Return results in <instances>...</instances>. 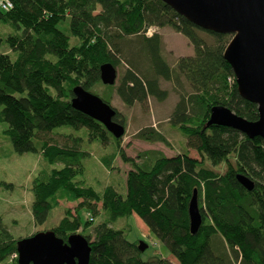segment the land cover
Listing matches in <instances>:
<instances>
[{"label":"trees","instance_id":"1","mask_svg":"<svg viewBox=\"0 0 264 264\" xmlns=\"http://www.w3.org/2000/svg\"><path fill=\"white\" fill-rule=\"evenodd\" d=\"M11 1L10 11L0 8V27L10 30L0 33V123L7 124L2 133L19 154L36 150L34 138L42 140L48 162L63 164L41 170L33 179L34 224L45 223L60 201H79V208H87L94 216L103 211L106 216L94 226L93 235H83L92 248L90 264H172L164 253L143 258L145 251L138 244L147 241H130L123 230L111 227L120 217L134 214L178 264H264V139L206 125L215 105H225L251 121L259 118L257 105L240 96L233 70L223 57L231 35L204 30L215 36L214 43L207 44L197 33L201 28L162 0ZM151 26L174 27L188 37L194 55L180 57L173 69L161 55V35L156 31L146 35ZM133 35L142 36L141 47L150 66L142 71L129 58L121 83L104 85L100 65L111 62L117 67L120 42ZM181 76L192 92L180 97L170 122L187 138L186 151L167 157L146 150L137 161L120 150L123 161L131 165L126 195L110 185L97 190L77 180L83 174L81 158L89 154L82 150L83 139L63 136L64 142L59 143L49 136L52 129L85 128L91 139L103 140L108 131L73 108V87L81 84L91 91L101 84L106 88L101 96L105 102L110 104L116 92L131 106L146 102L149 96L165 100L168 91L161 89L159 78L173 81ZM121 117L116 110L114 119L124 125ZM136 137L170 144L151 126L140 129ZM189 148L201 159L190 156ZM222 163L226 164L223 173L213 168ZM239 173L254 181L252 190L238 181ZM195 190L203 222L192 234L188 206ZM78 212L72 215L66 209L52 229L57 236L66 241L82 224L85 228L93 224L90 218L83 223ZM17 241L0 215V264H18L12 258Z\"/></svg>","mask_w":264,"mask_h":264},{"label":"rangeland","instance_id":"2","mask_svg":"<svg viewBox=\"0 0 264 264\" xmlns=\"http://www.w3.org/2000/svg\"><path fill=\"white\" fill-rule=\"evenodd\" d=\"M61 28L63 29L64 26ZM8 32L10 30L7 26L0 27L1 34L6 35ZM156 32L162 38L161 55L173 69H176V63L180 57L194 55V47L188 37L178 32L174 27H161ZM197 33L207 44L214 43L215 36L201 29H197ZM142 39L140 35H133L121 40L122 51L117 55L120 64L116 67V87L121 83L129 68V58L137 62L142 71H147L150 66L149 59L141 47ZM3 51H7V48H4ZM159 83L161 89L168 91V96L163 101L154 96H149L146 102H135L130 106L125 104L116 92L113 93L110 104L122 114L121 119L125 125V134L119 142L109 132L106 135L107 138L103 140L102 138L91 139L85 128L75 129L72 126H60L52 129L49 136L59 143L64 142L63 136L73 135L83 139L82 150L89 153L81 158L83 174L77 179L83 185L92 186L97 190H102L105 186L110 185L122 195H126L127 170L131 168V165L123 161L120 150L137 161L142 160L138 155L146 150L160 151L167 157L186 151L187 138L177 127L171 124L170 116L180 97L190 94L192 89L184 76L173 81L159 78ZM90 92L101 97L106 92V88L104 85L97 84ZM6 126V123H0V181L12 184V186L0 184V215L3 217L8 230L17 239L32 236L39 231L52 230L65 216L66 209H69L72 215H76L79 211L83 223L86 218H94L91 226L85 228L82 224L79 230L75 232L81 235L86 234V232L93 235L94 226L106 219L105 213L100 211L98 215L95 214L94 216L87 208H79V201H60L59 205L49 212L45 223L37 226L34 224L31 210L34 200L33 179L41 170H51L54 167L61 168L63 164L51 165L48 162L42 154V140L38 138H34L35 151L17 153L12 143L2 133ZM150 126L161 131L170 144L147 142L136 137V133L140 129ZM187 152L190 156L201 159L195 149L189 148ZM206 165L210 167L209 162H206ZM213 168L223 173L226 170V164L222 163ZM100 207L101 205L98 206V208ZM111 227L123 230L126 238L130 241H147L148 248L143 254L145 259L160 251L166 255L169 254L165 246L158 242L152 234L150 235L143 220L135 214L120 217L111 223ZM12 258H18V254L13 255ZM171 262L178 264L175 258H171Z\"/></svg>","mask_w":264,"mask_h":264},{"label":"water","instance_id":"3","mask_svg":"<svg viewBox=\"0 0 264 264\" xmlns=\"http://www.w3.org/2000/svg\"><path fill=\"white\" fill-rule=\"evenodd\" d=\"M176 13L195 26L216 34L231 35L223 57L231 66L238 92L242 98L258 107L259 118L248 120L225 105L211 108L207 126L232 128L249 139H264V0H162ZM104 85H114L117 68L106 62L100 65ZM71 105L101 123L116 139L125 134V127L116 121V109L100 96L81 84L72 89ZM238 181L247 189L255 186L248 176L237 174ZM190 232L197 233L203 217L200 212L197 190L190 199ZM138 247L145 251L148 245L140 241ZM91 245L78 233L65 241L53 230L39 231L18 239V264H90Z\"/></svg>","mask_w":264,"mask_h":264},{"label":"built area","instance_id":"4","mask_svg":"<svg viewBox=\"0 0 264 264\" xmlns=\"http://www.w3.org/2000/svg\"><path fill=\"white\" fill-rule=\"evenodd\" d=\"M0 8L4 11H9L13 8V2L11 0H0ZM157 28L149 27L146 31V35L151 36ZM93 217H90V220H93Z\"/></svg>","mask_w":264,"mask_h":264},{"label":"crops","instance_id":"5","mask_svg":"<svg viewBox=\"0 0 264 264\" xmlns=\"http://www.w3.org/2000/svg\"><path fill=\"white\" fill-rule=\"evenodd\" d=\"M148 231H149V230H148ZM159 253H163V252H161V251H160ZM165 255H166V254H165ZM166 258H168V259H170V260H171V258H173V256H172V255H170V254H167V255H166Z\"/></svg>","mask_w":264,"mask_h":264},{"label":"bare ground","instance_id":"6","mask_svg":"<svg viewBox=\"0 0 264 264\" xmlns=\"http://www.w3.org/2000/svg\"><path fill=\"white\" fill-rule=\"evenodd\" d=\"M13 7H14V4H13ZM10 11V10H9ZM18 254V253H17ZM13 255H16V253L15 254H13ZM17 260H18V258H17Z\"/></svg>","mask_w":264,"mask_h":264}]
</instances>
